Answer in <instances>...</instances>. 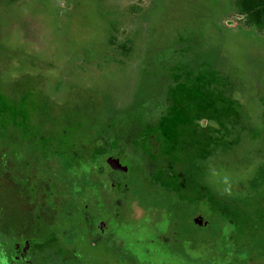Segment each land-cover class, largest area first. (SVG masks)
Returning a JSON list of instances; mask_svg holds the SVG:
<instances>
[{
	"label": "rangeland",
	"instance_id": "rangeland-1",
	"mask_svg": "<svg viewBox=\"0 0 264 264\" xmlns=\"http://www.w3.org/2000/svg\"><path fill=\"white\" fill-rule=\"evenodd\" d=\"M87 115L106 123L90 136ZM114 153L128 172L101 171ZM89 164L126 188L115 207L144 210L115 221L109 251L84 218L37 217L91 205ZM253 217L264 31L235 0H0V264H264L238 260Z\"/></svg>",
	"mask_w": 264,
	"mask_h": 264
},
{
	"label": "flooded vegetation",
	"instance_id": "flooded-vegetation-1",
	"mask_svg": "<svg viewBox=\"0 0 264 264\" xmlns=\"http://www.w3.org/2000/svg\"><path fill=\"white\" fill-rule=\"evenodd\" d=\"M113 157H115L119 160L120 165H118L114 169L110 165V161H111L110 159H112V158L106 157L105 159H103L101 171L103 168L109 169L110 170L109 172H115V171L128 172L129 171L128 165H125L122 162L123 158L121 157V154L119 155L118 153L117 154L114 153ZM42 162L44 165H45V163L48 165V162H46V161L45 162L42 161ZM104 162H105V164H104ZM94 167H95V171L93 169ZM93 168H92V171L94 173L93 174L94 180L91 183H86V185H87L86 190L90 189V192H91V194H90L91 197L89 199V201L91 203L90 206L87 205L84 208H80L79 209L80 213H77V212L74 214L73 213H67L66 209L59 208L58 209L59 212L56 214H50L49 212L48 213L46 212L44 215H37V217H61V220L56 221L55 224L60 223L63 219L62 217H80L78 220L79 229L81 228L80 227L81 220H82L81 218H84L85 221L90 226H92L91 230H89L87 232L88 235L91 238L94 237L97 244H99V242L100 243L102 242V245L104 246L103 251H107V250L109 251V249H111L110 244L114 242L113 241L114 240L113 234H114V229H115V221L117 222V225H121L123 222L122 219L124 217H140V216L144 215V210L141 209L140 207H138L136 204H133L131 206V208L127 210L128 212L124 209L115 207L114 202H117L119 204L120 199L118 197L123 192H125L126 188L124 186H122L120 182H118V183L113 182V181L110 182L109 179H107V177H104V178L98 177V175H99V172L97 171V170H99V169H97L98 167H96L94 165ZM52 169H54V168H50V167L44 168L43 169L45 171L44 174L46 173V171H47V174H48V172L50 173V170H52ZM54 170H56V169H54ZM60 170H61V167L59 166L58 170H56L57 173L61 174ZM31 183L33 185L34 181H32ZM47 188L50 189V184H48V183H47ZM32 190L34 191L35 188H32ZM64 195L66 196V192H64ZM118 204H117V206H118ZM63 221H64V219H63ZM55 224H52L49 226V233L50 234H53V232H51L52 229H50V228H54L56 226ZM55 229H57V228L55 227ZM100 239H102V241ZM97 244H96V246H97ZM26 246H27V243L25 242L21 249H18L19 246L17 248H15L17 257H18V255L20 257L25 255ZM11 256H12V254H11ZM19 259H21V258H19Z\"/></svg>",
	"mask_w": 264,
	"mask_h": 264
},
{
	"label": "trees",
	"instance_id": "trees-1",
	"mask_svg": "<svg viewBox=\"0 0 264 264\" xmlns=\"http://www.w3.org/2000/svg\"><path fill=\"white\" fill-rule=\"evenodd\" d=\"M235 6L237 8L238 14L244 18V21L247 25L254 26L259 31H264V0H235ZM164 111L165 108L157 107L155 105L150 104V107L145 109L143 116L147 120H149V124L151 126H154L156 125L157 123L156 121L159 119L160 115H162ZM95 116L96 119H94ZM97 116L98 115H87L84 116L83 119H81L82 131L86 135L90 136V134L95 133V129H99L102 127V125L106 124L104 121L101 120L97 122V120L100 119V117ZM122 125L123 124L117 125L118 126L117 128L123 129ZM101 142L103 141L99 139L96 140V144L98 145H100ZM51 158L53 159V157ZM92 162L93 161H91V163ZM100 162H103V159H100ZM89 168H90V172L87 183H91L94 180V175H93L94 173L91 169L93 168V166L89 164ZM253 219L256 225V229L253 232V236L246 241L243 248L241 249V253L238 258V260L240 261L246 260V258L248 259L251 254L258 253L257 251L264 249V223H261L262 221L260 217H253ZM258 221L261 222L259 223ZM8 256H11L10 252Z\"/></svg>",
	"mask_w": 264,
	"mask_h": 264
},
{
	"label": "water",
	"instance_id": "water-1",
	"mask_svg": "<svg viewBox=\"0 0 264 264\" xmlns=\"http://www.w3.org/2000/svg\"><path fill=\"white\" fill-rule=\"evenodd\" d=\"M110 165L115 169V167H117L119 164V160L117 158H112L110 159ZM126 167V166H125ZM124 167V168H125ZM194 224L198 227H208L209 225V221L207 219H204L203 216L198 215L197 217H195L194 219Z\"/></svg>",
	"mask_w": 264,
	"mask_h": 264
}]
</instances>
